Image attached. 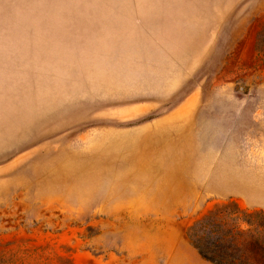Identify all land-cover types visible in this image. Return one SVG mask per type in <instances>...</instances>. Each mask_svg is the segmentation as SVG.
I'll return each mask as SVG.
<instances>
[{
    "label": "rangeland",
    "instance_id": "obj_1",
    "mask_svg": "<svg viewBox=\"0 0 264 264\" xmlns=\"http://www.w3.org/2000/svg\"><path fill=\"white\" fill-rule=\"evenodd\" d=\"M231 200L264 211V0H0V264H211Z\"/></svg>",
    "mask_w": 264,
    "mask_h": 264
},
{
    "label": "trees",
    "instance_id": "obj_2",
    "mask_svg": "<svg viewBox=\"0 0 264 264\" xmlns=\"http://www.w3.org/2000/svg\"><path fill=\"white\" fill-rule=\"evenodd\" d=\"M186 235L211 264H264L262 210H247L231 200L192 222Z\"/></svg>",
    "mask_w": 264,
    "mask_h": 264
},
{
    "label": "crops",
    "instance_id": "obj_3",
    "mask_svg": "<svg viewBox=\"0 0 264 264\" xmlns=\"http://www.w3.org/2000/svg\"><path fill=\"white\" fill-rule=\"evenodd\" d=\"M200 256V255H199ZM206 261V260H205Z\"/></svg>",
    "mask_w": 264,
    "mask_h": 264
}]
</instances>
